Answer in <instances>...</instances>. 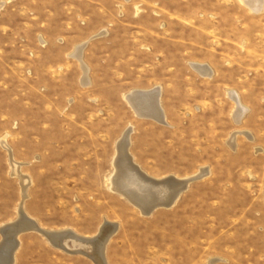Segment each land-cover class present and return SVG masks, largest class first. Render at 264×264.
Segmentation results:
<instances>
[{
	"label": "rangeland",
	"instance_id": "obj_1",
	"mask_svg": "<svg viewBox=\"0 0 264 264\" xmlns=\"http://www.w3.org/2000/svg\"><path fill=\"white\" fill-rule=\"evenodd\" d=\"M155 87L167 124L126 99ZM130 127L147 175L207 174L143 214L111 189ZM21 203L50 231L117 224L107 264H264V0H0V227ZM18 238L14 264H96L38 231Z\"/></svg>",
	"mask_w": 264,
	"mask_h": 264
},
{
	"label": "bare ground",
	"instance_id": "obj_2",
	"mask_svg": "<svg viewBox=\"0 0 264 264\" xmlns=\"http://www.w3.org/2000/svg\"><path fill=\"white\" fill-rule=\"evenodd\" d=\"M245 1L253 11L257 12L262 8L263 0ZM82 47L83 45L77 48L75 53L77 56L81 53ZM84 69L86 70V68ZM86 78L88 77L85 76L83 81H87ZM159 95L160 88L156 87L148 91L134 90L127 95L126 99L137 115L154 119L160 123H165ZM131 132L132 129L130 127L117 144V156L114 162L115 172L110 180L111 189L123 195V197L137 206L143 214H146L152 208L162 207V204L172 205L180 193L186 189L188 179H179L175 176L155 179L143 172L140 167L133 162V157H131L128 152ZM2 144L5 148L8 146L4 139ZM10 156L14 168L13 174L21 180L24 199L30 179L20 172L19 169H21V164L12 159L11 152ZM205 174H207V171H201L198 176L201 177ZM24 229L42 233L51 243L68 252L85 253L88 257L93 259L96 264H107L104 256L105 246L116 231L117 224L106 222L101 226L96 236L89 238L82 237L71 229L50 231L42 229L35 220L29 218L23 211L21 203L19 218L14 222L0 227V234L3 238L0 242V264H14V255L19 247L18 236L21 234L20 230Z\"/></svg>",
	"mask_w": 264,
	"mask_h": 264
},
{
	"label": "crops",
	"instance_id": "obj_3",
	"mask_svg": "<svg viewBox=\"0 0 264 264\" xmlns=\"http://www.w3.org/2000/svg\"><path fill=\"white\" fill-rule=\"evenodd\" d=\"M245 3H246V1H245ZM81 45H84V44H81ZM80 45V46H81ZM79 47V46H78ZM193 66L198 70V71H201V72H203V73H210V69L207 67V66H205V65H203V64H193ZM156 88V87H155ZM160 88V87H159ZM153 89V88H152ZM148 90H151V89H135V91H148ZM160 93H161V91H160ZM231 94H232V97H233V99H234V101H235V104H236V109H235V113H234V117H235V120H239V118L242 116V114L244 113V111H245V107L244 106H242L241 104H240V102L238 101V99L236 98V96L233 94V92H231ZM160 96V95H159ZM159 99H160V97H159ZM160 101V100H159ZM163 114H164V111H163ZM164 119H165V122H166V124H167V121H166V118H165V114H164ZM139 167H140V165H139ZM141 168V167H140ZM142 169V168H141ZM143 170V169H142ZM144 171V170H143ZM201 171H207V169L206 168H202L197 174H195V175H193V176H191V177H195L196 175H198V174H200L201 173ZM145 172V171H144ZM146 173V172H145ZM149 175V174H148ZM206 175V174H205ZM204 176V175H203ZM203 176H201V177H203ZM176 177V176H175ZM191 177H187V178H179V179H189V178H191ZM200 177V178H201ZM178 178V177H177Z\"/></svg>",
	"mask_w": 264,
	"mask_h": 264
},
{
	"label": "water",
	"instance_id": "obj_4",
	"mask_svg": "<svg viewBox=\"0 0 264 264\" xmlns=\"http://www.w3.org/2000/svg\"><path fill=\"white\" fill-rule=\"evenodd\" d=\"M198 178H200V176H198V175H196L195 177H191V178H189L188 179V183L189 182H191V181H193V180H195V179H198ZM171 206V204H162V207H170ZM154 210V208H152L149 212H147L146 214H150L152 211ZM21 232L20 233H23V232H26V231H28V230H26V229H24V230H20ZM19 233V234H20ZM84 255H86L85 253H84Z\"/></svg>",
	"mask_w": 264,
	"mask_h": 264
}]
</instances>
